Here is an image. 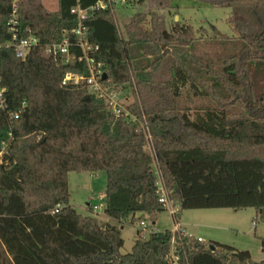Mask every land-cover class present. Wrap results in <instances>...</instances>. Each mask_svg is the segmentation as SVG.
<instances>
[{
    "label": "trees",
    "instance_id": "trees-1",
    "mask_svg": "<svg viewBox=\"0 0 264 264\" xmlns=\"http://www.w3.org/2000/svg\"><path fill=\"white\" fill-rule=\"evenodd\" d=\"M97 1L56 0L51 11L42 0H0V264H172L171 230L154 223L120 252L118 223L164 210L155 163L180 207L177 222L182 210L200 208H252L254 225L264 220V0H199L230 10V37H206L181 20L167 28L159 11L172 0H125L141 10L120 28L116 6L92 11L84 23L99 45L100 82L131 97L129 115L111 112L85 85L61 84L68 72L87 74L83 61L46 58L40 46L21 59L11 46L13 4L20 36L28 28L46 44L76 25L71 8ZM71 171L105 173L108 222L69 205ZM174 253L177 264H264L193 235Z\"/></svg>",
    "mask_w": 264,
    "mask_h": 264
},
{
    "label": "rangeland",
    "instance_id": "rangeland-1",
    "mask_svg": "<svg viewBox=\"0 0 264 264\" xmlns=\"http://www.w3.org/2000/svg\"><path fill=\"white\" fill-rule=\"evenodd\" d=\"M122 1L115 7V22L119 28L122 27L123 21L129 15L141 10L138 7H130L125 0ZM42 2L51 11L58 7L56 0H42ZM171 2L169 9L159 11L164 16L167 28L172 22L181 20L191 24L194 29L201 27L206 29V37L213 33L220 36H232L233 32L227 22V18L230 16L228 8L211 7L199 0H172ZM127 97L130 101L131 97L129 95ZM67 187H69L70 195L69 205L74 206L78 213L84 216L91 214L100 221L105 220L104 172L71 171L67 177ZM92 206H97L99 209L94 212L90 209ZM254 216L252 208L236 211L229 208H200L182 210L178 221L182 226H186L185 228L194 237L205 241L213 240L224 243L235 249L247 250L252 261L258 262L264 259V245L261 242L264 238V220L258 217L257 223L254 225ZM152 221L158 231L171 230L174 226L173 218L167 210L145 216L144 222L151 224ZM118 226L121 227V236L124 241L120 252L126 254L134 244L139 223H118Z\"/></svg>",
    "mask_w": 264,
    "mask_h": 264
},
{
    "label": "built area",
    "instance_id": "built-area-1",
    "mask_svg": "<svg viewBox=\"0 0 264 264\" xmlns=\"http://www.w3.org/2000/svg\"><path fill=\"white\" fill-rule=\"evenodd\" d=\"M123 2L122 0H99L94 5L81 8L80 5H76L71 8V13L76 16V25L71 27L69 30L63 32L60 41H52L46 44H41L36 36L30 34V29H26L28 33L25 37H21L20 21L17 14V7L13 4V9L10 17L6 23L8 26V32L11 34V46L14 47L15 56L23 59L32 47L40 46L42 50V55L46 58L57 59L60 57L63 63H68L72 59H77L80 62H84L86 65L87 74L68 72L63 76L61 84L63 86H79L85 85L88 91L94 95L103 98L107 105V109L116 115H129L126 111L125 103L129 101L127 95L122 92H116L104 87L100 82L102 80V75L104 72L103 63L95 58L96 52L99 50V45L93 44L89 41V26L84 23L89 14L95 10H103L105 8H111L112 6H117V3ZM71 36V37H70ZM75 49H78L80 53H76ZM0 89V97L2 93ZM1 99V98H0ZM16 116V115H15ZM131 121H136L133 115H130ZM142 131L146 134V149L153 153L151 149V136L147 129V126L142 127ZM155 185L157 186L158 202L162 204L164 210H167L170 216L173 218L174 226L171 229V245L167 258L172 262V264H177L178 258L174 253L177 241L183 236H189V232L186 228L181 227L179 222L175 220V216L180 211V207L177 203H174L169 197V191L163 184L160 171L156 165ZM99 208L97 206L93 207V211L96 212ZM147 226L146 222H141L139 228L145 231ZM144 234L142 235V237ZM178 239V240H177ZM199 242L203 241L201 238H196Z\"/></svg>",
    "mask_w": 264,
    "mask_h": 264
},
{
    "label": "crops",
    "instance_id": "crops-1",
    "mask_svg": "<svg viewBox=\"0 0 264 264\" xmlns=\"http://www.w3.org/2000/svg\"><path fill=\"white\" fill-rule=\"evenodd\" d=\"M102 222H108V219L105 218V220H103ZM152 222H153V221H152ZM153 223H154V222H153ZM148 224H150V223L148 222ZM154 224H155V223H154ZM179 224H180L181 227H184V228L186 227V226H184V225L182 226L180 222H179ZM186 230H187V229H186ZM187 231H188V230H187ZM189 234H191V233H189Z\"/></svg>",
    "mask_w": 264,
    "mask_h": 264
},
{
    "label": "water",
    "instance_id": "water-1",
    "mask_svg": "<svg viewBox=\"0 0 264 264\" xmlns=\"http://www.w3.org/2000/svg\"><path fill=\"white\" fill-rule=\"evenodd\" d=\"M107 77H106V73L102 75V79L105 80Z\"/></svg>",
    "mask_w": 264,
    "mask_h": 264
}]
</instances>
